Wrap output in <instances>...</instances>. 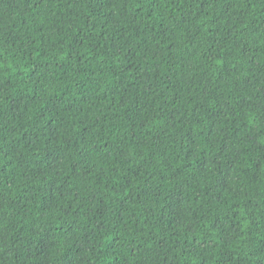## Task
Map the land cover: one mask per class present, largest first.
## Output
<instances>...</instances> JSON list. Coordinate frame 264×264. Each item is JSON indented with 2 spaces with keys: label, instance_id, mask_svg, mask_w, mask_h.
<instances>
[{
  "label": "trees",
  "instance_id": "trees-1",
  "mask_svg": "<svg viewBox=\"0 0 264 264\" xmlns=\"http://www.w3.org/2000/svg\"><path fill=\"white\" fill-rule=\"evenodd\" d=\"M0 264H264V0H0Z\"/></svg>",
  "mask_w": 264,
  "mask_h": 264
}]
</instances>
